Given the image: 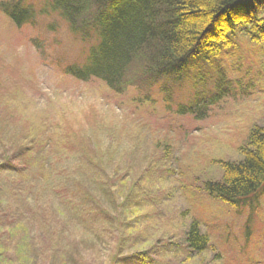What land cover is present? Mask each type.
<instances>
[{"label":"rangeland","instance_id":"1","mask_svg":"<svg viewBox=\"0 0 264 264\" xmlns=\"http://www.w3.org/2000/svg\"><path fill=\"white\" fill-rule=\"evenodd\" d=\"M48 21L0 12V264H264V189L238 207L203 191L264 128V41L238 27L220 58L232 90L180 114L186 85L143 103L67 76L86 47Z\"/></svg>","mask_w":264,"mask_h":264},{"label":"trees","instance_id":"2","mask_svg":"<svg viewBox=\"0 0 264 264\" xmlns=\"http://www.w3.org/2000/svg\"><path fill=\"white\" fill-rule=\"evenodd\" d=\"M0 12L18 27H37L47 19L51 34L66 24L86 47L80 60L65 68L75 80L97 79L121 95L136 89L143 103L152 102L158 86L170 101L171 88L186 85L192 102L180 106V114L193 113V106L199 111V103L232 90L220 58L238 27L249 29L250 40L264 41V0H6ZM247 142L242 160L222 163V180L203 186L233 207L264 189V128L256 127ZM187 242L199 253L210 244L197 223Z\"/></svg>","mask_w":264,"mask_h":264}]
</instances>
